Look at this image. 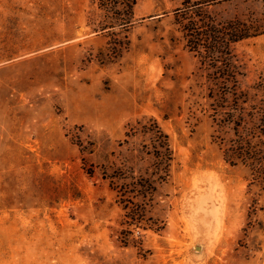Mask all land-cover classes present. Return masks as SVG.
Wrapping results in <instances>:
<instances>
[{
    "label": "rangeland",
    "instance_id": "374dc122",
    "mask_svg": "<svg viewBox=\"0 0 264 264\" xmlns=\"http://www.w3.org/2000/svg\"><path fill=\"white\" fill-rule=\"evenodd\" d=\"M192 10L255 31L233 54L264 80V0H0V264H264V171L223 161ZM144 117L173 152L147 199L113 181Z\"/></svg>",
    "mask_w": 264,
    "mask_h": 264
},
{
    "label": "trees",
    "instance_id": "16d2710c",
    "mask_svg": "<svg viewBox=\"0 0 264 264\" xmlns=\"http://www.w3.org/2000/svg\"><path fill=\"white\" fill-rule=\"evenodd\" d=\"M188 14L182 26V38L188 50L200 58L197 77L208 84L205 89L198 87L197 97L206 101L203 112L215 128L223 161L261 173L264 171V80L243 89L239 80L244 75L233 54L235 44L257 34L239 23L221 30L197 10ZM124 137L119 147L129 146L128 158L123 163L125 170L113 171V181H133L130 184L133 193L142 199L152 197L153 184L164 183L170 176L173 152L169 137L156 120L145 117L128 125ZM137 165H143L138 174L134 168ZM124 202L123 209L129 215L133 210L128 207V201Z\"/></svg>",
    "mask_w": 264,
    "mask_h": 264
}]
</instances>
